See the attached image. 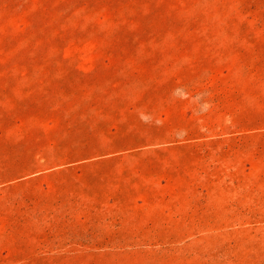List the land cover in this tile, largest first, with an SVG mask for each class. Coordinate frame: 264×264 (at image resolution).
<instances>
[{
  "label": "rangeland",
  "instance_id": "1",
  "mask_svg": "<svg viewBox=\"0 0 264 264\" xmlns=\"http://www.w3.org/2000/svg\"><path fill=\"white\" fill-rule=\"evenodd\" d=\"M0 264H264V0H0Z\"/></svg>",
  "mask_w": 264,
  "mask_h": 264
}]
</instances>
